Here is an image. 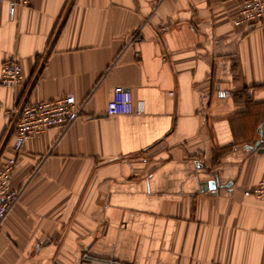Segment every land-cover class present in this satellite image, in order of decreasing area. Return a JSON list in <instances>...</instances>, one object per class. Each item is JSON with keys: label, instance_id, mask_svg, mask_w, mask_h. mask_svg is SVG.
<instances>
[{"label": "crops", "instance_id": "0c3cea01", "mask_svg": "<svg viewBox=\"0 0 264 264\" xmlns=\"http://www.w3.org/2000/svg\"><path fill=\"white\" fill-rule=\"evenodd\" d=\"M239 0L0 2V162L21 195L0 264H264V20ZM134 113L106 116L112 89ZM72 95L84 113L12 150L8 113ZM217 188L207 190L209 181Z\"/></svg>", "mask_w": 264, "mask_h": 264}, {"label": "built area", "instance_id": "2783aa9c", "mask_svg": "<svg viewBox=\"0 0 264 264\" xmlns=\"http://www.w3.org/2000/svg\"><path fill=\"white\" fill-rule=\"evenodd\" d=\"M9 9L25 7L30 0H0ZM264 20V0H239V9L234 19L235 25L252 26ZM22 72L16 60L6 61L0 66V85L11 88L20 83ZM85 103H77L72 95H66L43 102H28L18 109L10 111L13 152L18 153L23 144L31 137L51 128L66 131L83 115ZM132 96L120 86L112 89L111 98L105 106L106 116L129 115L134 113ZM16 167L15 157H8L0 162V226L8 213L18 202L21 190L12 186V176ZM251 194L264 200V178L258 180L251 189Z\"/></svg>", "mask_w": 264, "mask_h": 264}, {"label": "water", "instance_id": "95a60500", "mask_svg": "<svg viewBox=\"0 0 264 264\" xmlns=\"http://www.w3.org/2000/svg\"><path fill=\"white\" fill-rule=\"evenodd\" d=\"M254 150H257V151H264V149L260 148V141L255 143L254 147H253ZM218 182L215 180V181H209L206 183L205 187L207 190H210V191H213L214 189L217 188V184Z\"/></svg>", "mask_w": 264, "mask_h": 264}]
</instances>
